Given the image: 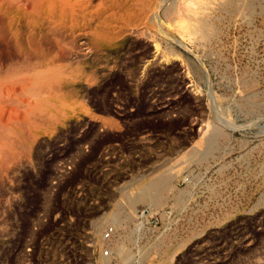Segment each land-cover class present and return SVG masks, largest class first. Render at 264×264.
I'll use <instances>...</instances> for the list:
<instances>
[{"label": "rangeland", "instance_id": "obj_1", "mask_svg": "<svg viewBox=\"0 0 264 264\" xmlns=\"http://www.w3.org/2000/svg\"><path fill=\"white\" fill-rule=\"evenodd\" d=\"M144 1L68 37L69 111L0 162V264H264V0Z\"/></svg>", "mask_w": 264, "mask_h": 264}, {"label": "bare ground", "instance_id": "obj_2", "mask_svg": "<svg viewBox=\"0 0 264 264\" xmlns=\"http://www.w3.org/2000/svg\"><path fill=\"white\" fill-rule=\"evenodd\" d=\"M152 1L144 2L150 6ZM196 1L205 12L211 0ZM132 5V0H0V162L16 155L19 146L33 142L69 111L68 37L77 33L99 41L102 27L110 28L121 11L128 12ZM208 15L200 14L194 27H189L199 32L209 28Z\"/></svg>", "mask_w": 264, "mask_h": 264}, {"label": "built area", "instance_id": "obj_3", "mask_svg": "<svg viewBox=\"0 0 264 264\" xmlns=\"http://www.w3.org/2000/svg\"><path fill=\"white\" fill-rule=\"evenodd\" d=\"M111 232H112V228H110V230H108L106 234H107V235H110V234H111ZM104 252H105V254H107V253H108V251H107V250H105Z\"/></svg>", "mask_w": 264, "mask_h": 264}]
</instances>
